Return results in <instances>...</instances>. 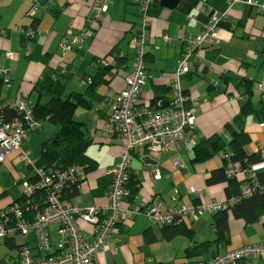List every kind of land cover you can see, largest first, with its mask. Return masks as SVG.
Here are the masks:
<instances>
[{"label": "crops", "instance_id": "1", "mask_svg": "<svg viewBox=\"0 0 264 264\" xmlns=\"http://www.w3.org/2000/svg\"><path fill=\"white\" fill-rule=\"evenodd\" d=\"M36 2L41 3V9L32 18L29 11ZM96 2L97 0H0V70L9 77L0 91L2 101L9 102L27 95L34 102L36 96L32 91L35 83L44 74L64 73L65 70L72 74L69 85L76 81V86L70 88L68 85L69 92L84 93L89 76L96 73V59L108 57L115 47L120 52L117 59H124L119 69L106 75L110 83L98 90L105 99L100 103V108L94 106L93 109L82 112L78 118L85 124L93 141L92 145L101 146L97 149L91 145L87 150V154L98 163V168L87 174L81 185L80 196L72 201L81 209L90 206L106 209L109 206L112 178L107 175V171L118 165L124 142L121 139H110L104 127L111 113L112 101L125 88L124 77L133 71L135 51L130 48V42L143 24L141 0H108L107 11L99 19L93 38L84 43L82 50L75 49L63 56L60 43L68 37L69 32L79 34L88 27ZM246 2L247 0H237L231 4L229 0H202L189 13L179 8L181 3L174 10L160 6L162 10L159 16L150 19L145 29L147 84L143 88L140 102L152 105L157 88H170L178 64L188 48L187 40L201 34L212 15H226L225 22L229 27L220 29L219 43L209 48L193 50L188 59L192 71L181 79L184 92L198 103L196 128L193 134L190 133L195 138L196 146L202 140L214 136H219L225 144L230 143L232 136L228 125H235L234 121L241 115L248 98L241 86L244 80L252 82L251 100L255 110H261L264 105V14ZM258 2L259 5H264V0ZM133 17L141 19L139 26ZM27 29H32L37 36L34 39L27 38L26 32H23ZM8 53L17 55L18 58L9 59ZM115 60L114 57L110 58L112 66L116 65ZM167 96L168 100H163L166 103L172 98L170 91ZM261 118L254 113L245 119L244 132L249 140L245 148L249 155L264 147V113ZM32 138L31 136L29 140L27 137L24 143ZM24 143L22 150L27 151L26 148L30 145L26 147ZM196 146H190L189 150L178 154L164 151L157 160L150 157L156 162L152 165L144 161L149 157L146 151L133 152L129 175L137 176L141 185L130 205L148 208L159 204L165 209H171L191 206L195 202L226 203L227 183L207 185L212 172L224 166L222 157L217 154L207 161L196 162ZM90 149L98 150L96 155ZM102 151L106 158L103 164L99 159L102 158ZM38 157L37 155L34 161ZM176 162L184 167L176 169ZM1 165L13 179V188L21 186L19 181L23 177L33 175L29 166L20 160L18 153L8 157ZM155 166L160 172L159 180L154 178L152 172ZM260 172H264V166L260 167ZM7 178L9 179L8 175ZM240 179L244 181L245 178L240 176ZM101 180L107 181L103 195L95 196ZM12 194L13 189L6 186L0 174V212L7 210L21 197L22 192L16 197ZM208 213H203L194 220H185L187 227L195 233L193 240L184 236L165 240L161 226L152 223L146 215L122 223L118 232L108 241L109 250L99 255L98 264H192L193 261L202 260V257L190 258L187 249L194 243L215 239L213 216L211 215L210 221L205 216ZM80 226L86 239L92 241V227L82 221ZM205 228L211 232L208 236L201 237ZM10 238L13 240L8 242L12 241V246L14 242L17 246L28 244L37 249L35 232L27 237L13 232ZM51 240L53 245L58 243L56 228L51 229ZM229 241L223 252L260 243L264 241V225H246L242 220L231 216ZM12 246L7 242L0 244V260L17 258L18 249H12ZM162 249H166L167 256H161Z\"/></svg>", "mask_w": 264, "mask_h": 264}, {"label": "built area", "instance_id": "2", "mask_svg": "<svg viewBox=\"0 0 264 264\" xmlns=\"http://www.w3.org/2000/svg\"><path fill=\"white\" fill-rule=\"evenodd\" d=\"M154 0H141L142 27L130 42V48L135 51L133 71L125 76V88L111 103L104 131L110 139H121L124 149L120 155L118 165L107 171L112 178V186L109 191V206L106 209L90 206L81 209L71 202L61 201V193L65 183H75L86 178L85 170L73 167L63 175L51 171L45 174L36 170L40 180L36 184L23 181V190L26 197L41 194L40 202L44 208L33 219H28L27 209L23 205H12L7 214L0 215V241L10 237L13 232L27 236L35 232L37 236L38 250L44 251L43 256H35L30 248H24L20 259L10 260L4 264H98L99 255L109 250L108 241L122 223L130 222L140 215H146L150 221L161 227L180 224L186 219H195L205 212H217L227 210L242 199L251 197L255 193L256 186H245L242 193L226 203L211 202L198 206H178L165 209L159 204L148 208L132 207L128 201V192L124 185L128 181L131 163V154L137 150L146 151L154 160L164 151L181 153L189 150L190 146H196L193 134L196 128L197 101L186 96L181 79L190 73L192 66L188 59L195 49L209 48L219 43V24L226 21V15H212L206 29L194 38L187 40V49L183 60L178 64V70L170 84L172 98L158 109L157 106L141 104V95L147 84V71L145 63L144 32L148 24L146 13L149 5ZM236 3L237 0H229ZM246 4L257 7L264 14V5H259L258 0H247ZM108 8V0H97L89 18V25L78 35L64 39L60 43L63 56L75 49L82 50L84 43L94 36V28L101 16ZM41 9V4L36 3L29 11L30 17H36ZM27 37H34L32 29L23 31ZM72 35V32H69ZM9 59H17V55L8 53ZM0 76L8 82V74L0 70ZM264 90V89H263ZM166 104V105H165ZM101 105L97 107L100 108ZM10 108L22 114L23 120L16 119L12 122H4L0 118V163H4L14 153H20V160L28 165L32 164L30 154L22 150L28 132L38 130L41 127L35 121L28 102L24 98H18L9 105ZM264 156V147L260 148ZM222 157V156H221ZM227 157V156H225ZM176 169L183 168V164L174 163ZM154 178L161 179L157 166L152 169ZM230 176L244 178L248 173L243 171L239 164L229 163ZM250 179L255 178L253 171L249 172ZM260 191L264 192L263 188ZM37 205V204H36ZM10 212V213H9ZM80 221L92 226V241L86 239ZM57 229L58 243L53 245L51 229ZM264 260V241L240 248L229 250L208 261L198 264H255Z\"/></svg>", "mask_w": 264, "mask_h": 264}, {"label": "trees", "instance_id": "3", "mask_svg": "<svg viewBox=\"0 0 264 264\" xmlns=\"http://www.w3.org/2000/svg\"><path fill=\"white\" fill-rule=\"evenodd\" d=\"M201 2L202 0H182L179 8L182 9L183 12L189 13L197 8ZM161 10L160 0H154L149 5L148 12L146 13L148 21L152 18L158 17ZM219 26L220 29L229 27L225 21L221 22ZM95 31L96 28H94V35ZM75 35L78 34L72 33V35H69L68 33V37H65L64 39L70 40L72 36ZM36 36L37 34H35L34 37H27L26 35L29 39H34ZM118 50L119 48L115 47L108 57L98 58L95 60V63L96 61L98 62V66L95 68L96 73L89 76L90 79L87 82V89L84 93L78 91L68 92V85L72 78V74L69 70H65L64 73L50 72L44 74L41 79L35 83L32 91L36 96V100L34 102L31 101L27 95L21 96L28 102V107L32 111L35 121L41 124L40 129L36 131L33 130V132H40L43 124L46 122L55 128H58V130H54L52 135L41 143V153L39 158L36 161H31L32 164H27L30 171L33 172V175L23 177V179L19 182L20 184L23 183V181L30 184H36L38 180H40V176H38L36 170H41L47 175H49L48 173L50 171L52 173L58 172L60 175H63L69 172L71 168L79 167L85 170L86 177L88 173L97 170L98 163L87 154V150L92 145L93 141L89 136V132L86 129L85 124L76 119V113L79 108L91 110L94 106L97 107L105 100L98 90L101 86L108 85L110 83V79H107L106 75L109 72H113V70L119 69L121 66L122 60L124 59H117V56L120 54ZM113 57L114 59L116 58L115 66H112V63L109 62L110 58ZM115 76L116 74H114L113 77ZM4 83L5 79L0 76V91ZM241 86L244 88L245 95L248 96V98L245 106L242 108L241 115L234 121L235 125H228L232 136L230 143L225 144L219 136L204 139L194 148V160L196 162H203L215 157L217 154L222 156L224 166L212 172L210 178L207 180V185L212 186L219 183H227V202L235 197H238L242 193V189H244L245 186L253 187L257 185V187L255 189V193L251 197L242 199L240 202L229 207V209L209 212L213 216L212 223L215 229V239L213 241L203 243H194L193 246L187 249V254L190 258H203L202 260L193 261L192 264L205 262L225 253L222 250L227 247L230 242L229 219L231 216L237 220H242L246 225H264V192L260 191V188L264 189V172H260V167L264 166V156L261 151L252 155L247 153L245 147L248 145L249 140L244 132L245 119L254 113H257L258 116H260V119H262L261 116L264 113V105L261 110H255L251 100V81L244 80V82L241 83ZM169 91L171 92L170 88H157L152 105L157 106L158 109H160L165 103L163 100H168L167 95L169 94ZM185 95L187 97L189 96L186 93ZM10 102L12 101L5 102L0 99L1 120L4 122H12L16 119L23 120L24 118L21 113L9 107ZM33 132H28V134ZM229 163L239 164L242 170L248 173V177H246L244 181H241L240 177L230 176L228 172ZM250 171H253V176L255 178L250 179ZM83 182L84 180L76 181L75 183H65L60 196L61 201H67L74 204L72 201L80 196L81 185ZM105 183H107V181H100L99 187L95 190V196L103 195ZM140 185L141 181L137 176L129 175L128 181L124 185L128 192L127 201L129 204H131L137 196ZM40 197L41 194L36 193L33 197L28 198L23 190L21 197L12 205H23L25 209L28 210L26 217L28 219H33L44 208V203L39 201ZM199 204H201V202H195L193 205L198 206ZM10 207L7 209L8 211ZM7 210L1 211L0 215L2 213L7 214ZM161 228L163 230L165 240H172L178 236H184L189 240H193L195 236L194 231L187 227L185 220H183L180 224L176 223ZM21 236L27 237L28 235ZM10 240L13 239L8 237L3 241H0V244L7 242L9 246H12L10 245L12 241L8 242ZM13 244L14 245L11 248L18 249V256L16 259H20V254L24 248H30L35 256H43L45 253L44 251L38 250V245L35 250L28 244H22L19 246H17L14 242ZM4 262L11 261L10 259L6 260L5 258L0 260V264H4Z\"/></svg>", "mask_w": 264, "mask_h": 264}, {"label": "rangeland", "instance_id": "4", "mask_svg": "<svg viewBox=\"0 0 264 264\" xmlns=\"http://www.w3.org/2000/svg\"><path fill=\"white\" fill-rule=\"evenodd\" d=\"M69 1H71V0H69ZM136 14H138V13H136ZM133 18H134V21L137 22V26H139L141 24V19H139V17H133ZM75 84H76V81H74L72 84L70 83V85H69L70 88H72L73 86H76ZM68 92H69V90H68ZM142 105H145V104H142ZM149 106H151V105L149 104ZM152 107H153V105H152ZM84 111L87 112L88 110L83 109V108H79L77 110V112H78V113H76V119L77 120L80 117V114L82 112H84ZM54 130L56 131V130H58V128H55L54 126H52V125H50V124H48L46 122V123L43 124V127L40 130V132H33V133L27 135V137H28L29 140H30L31 136L33 137L31 141L25 142L26 143V147L30 145V147L28 149L26 147L25 148H26L27 152L29 151L30 159L32 161L35 160V158L37 157V155L40 156V153H41V143L44 142L45 140H47L52 135V133H53ZM94 146L97 149H100L101 148L100 145H92V147H94ZM96 151H98V150H92V149H90V152L91 153H94L95 155H96V153H95ZM101 153H103V155H102V158H99V159L102 160V164H103L106 158H105L104 151H102ZM97 154L99 155L100 152H97ZM106 157H107V155H106ZM1 164L2 163H0V174H1V177L4 179V182H5L6 186H9V188L13 189V194L12 195H13V197H16V196H18L19 193L22 192V189H23L22 186H23V184L21 183V186L13 188V179L7 173V170L2 167ZM6 174L8 175L9 179L7 178V175ZM205 216L206 217H209V219L211 221V213H208ZM250 228H252V227H250ZM201 232H203L202 229H201ZM210 232H211V230H208V229L205 228L204 229V233H203V235L201 237H203L205 235L208 236V233H210ZM161 252H162L161 256H167L166 249H164V250L162 249ZM166 264H170V263H166ZM255 264H264V260L257 261Z\"/></svg>", "mask_w": 264, "mask_h": 264}, {"label": "water", "instance_id": "5", "mask_svg": "<svg viewBox=\"0 0 264 264\" xmlns=\"http://www.w3.org/2000/svg\"><path fill=\"white\" fill-rule=\"evenodd\" d=\"M182 0H160V6L165 9L174 10L176 9ZM166 105V104H165ZM144 161L150 165L156 164L150 157H146Z\"/></svg>", "mask_w": 264, "mask_h": 264}]
</instances>
